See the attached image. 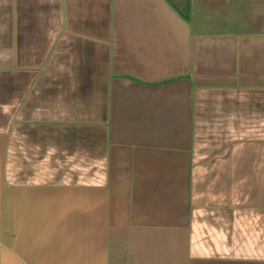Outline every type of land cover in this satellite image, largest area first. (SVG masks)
<instances>
[{
	"label": "crops",
	"instance_id": "0c3cea01",
	"mask_svg": "<svg viewBox=\"0 0 264 264\" xmlns=\"http://www.w3.org/2000/svg\"><path fill=\"white\" fill-rule=\"evenodd\" d=\"M0 264H264V0H0Z\"/></svg>",
	"mask_w": 264,
	"mask_h": 264
},
{
	"label": "trees",
	"instance_id": "16d2710c",
	"mask_svg": "<svg viewBox=\"0 0 264 264\" xmlns=\"http://www.w3.org/2000/svg\"><path fill=\"white\" fill-rule=\"evenodd\" d=\"M169 2L181 13L185 18H189L190 0H169Z\"/></svg>",
	"mask_w": 264,
	"mask_h": 264
}]
</instances>
